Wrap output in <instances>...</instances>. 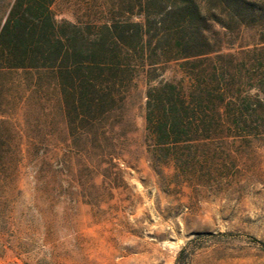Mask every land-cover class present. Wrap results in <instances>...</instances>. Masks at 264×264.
Segmentation results:
<instances>
[{"label":"rangeland","instance_id":"1","mask_svg":"<svg viewBox=\"0 0 264 264\" xmlns=\"http://www.w3.org/2000/svg\"><path fill=\"white\" fill-rule=\"evenodd\" d=\"M14 1L0 0V18ZM106 2L56 0L53 11L76 22ZM253 39L247 31L226 41L236 49ZM159 73L158 81L182 77L175 64ZM41 77L14 71L2 79L0 147L13 159L0 174V264H264V140L230 139L207 172L186 183L171 178L172 168L150 160L141 75L128 103L124 162L101 165L103 177L75 153L59 88Z\"/></svg>","mask_w":264,"mask_h":264},{"label":"trees","instance_id":"2","mask_svg":"<svg viewBox=\"0 0 264 264\" xmlns=\"http://www.w3.org/2000/svg\"><path fill=\"white\" fill-rule=\"evenodd\" d=\"M55 2L15 0L0 18V107L8 72L53 78L69 138L89 171L105 177L101 165L124 162L128 103L141 75L150 160L172 168L171 178L186 183L207 172L230 139L264 140V3L107 0L93 17L70 22L56 19ZM247 31L255 39L236 49L226 41ZM170 64L182 77L158 81ZM12 159L0 147V174Z\"/></svg>","mask_w":264,"mask_h":264}]
</instances>
